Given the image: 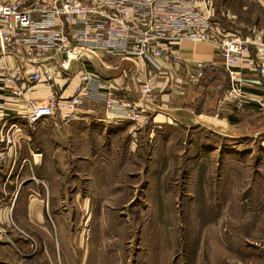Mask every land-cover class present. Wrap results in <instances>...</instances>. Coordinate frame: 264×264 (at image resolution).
<instances>
[{"label": "rangeland", "instance_id": "1", "mask_svg": "<svg viewBox=\"0 0 264 264\" xmlns=\"http://www.w3.org/2000/svg\"><path fill=\"white\" fill-rule=\"evenodd\" d=\"M214 3L247 28L264 14L258 0ZM225 100L241 120L229 131L264 128V108L247 113ZM200 120L206 125L188 121L152 137L148 128L119 134L90 165L97 168L91 185L79 155L65 150L38 156L33 170H18L40 179L37 188L27 182L19 193L6 171L24 165L26 156L9 154L0 172V264H264V156L243 154L242 144L225 134L213 142L214 126ZM45 200L44 219L35 222L31 210Z\"/></svg>", "mask_w": 264, "mask_h": 264}, {"label": "built area", "instance_id": "2", "mask_svg": "<svg viewBox=\"0 0 264 264\" xmlns=\"http://www.w3.org/2000/svg\"><path fill=\"white\" fill-rule=\"evenodd\" d=\"M214 1L0 0V51L24 47L27 57L37 58L39 63L30 78L44 80L54 88L58 70H72L74 60H81L98 48L116 56L142 59L161 69L166 56L180 62L181 56L175 53L173 43L184 39L207 41L222 56L230 76L224 98L236 108L255 102L263 109L264 98L245 88L260 80L241 73L238 61L245 58L246 68L264 80V39L230 33L224 28L215 30ZM52 51L61 55L57 65L42 61L44 57H52L49 54ZM2 75L8 88L16 90L21 76L19 68L5 67ZM80 77L81 83L68 98L58 97L53 90L45 101L26 99L25 117L29 124L36 128L57 113L69 119L87 104L97 102L117 118L139 121L147 112V99L154 95L156 84L154 75L147 76L140 84L141 97L133 99L126 88L106 83L88 70L81 71ZM15 119V115L0 108V171L16 141Z\"/></svg>", "mask_w": 264, "mask_h": 264}, {"label": "crops", "instance_id": "3", "mask_svg": "<svg viewBox=\"0 0 264 264\" xmlns=\"http://www.w3.org/2000/svg\"><path fill=\"white\" fill-rule=\"evenodd\" d=\"M25 1L31 3L34 0ZM258 1L261 6H264V0ZM223 8L221 12L220 10L217 12L216 8L214 10L212 26L215 30L224 28L230 33L264 39V14L260 15L254 26L247 28L245 22L237 14L230 9ZM216 12L219 13L218 16ZM38 14L37 12V17H39ZM173 44L175 53L179 52L181 56L180 62H174L170 56H166L162 59L161 69L153 68L145 60L116 56L103 48H98L94 53L84 55L81 60H74L72 70H58L54 88L44 80L35 81L30 78L34 68L39 63L36 62L37 58L27 57L24 47H20L18 50L0 51V108L5 110L8 115H15L14 121L18 124L15 133L16 147L11 148L9 154L12 155L16 151L17 154L26 156L24 157L25 166L23 163L21 167L18 164H9V170L6 171H9L8 180L11 183H18V188H20L18 192L20 193L27 182L29 186H36L35 188H37L40 179L36 173H28L24 178L17 172L18 170L20 172L21 169L33 170L32 166L39 163L38 156L42 154H64L67 150L69 154L79 155L78 166L84 164V178L87 181L85 185H91L93 184L91 180L97 179V168H92L90 165L95 163L96 157L100 155L103 147L110 146L112 140L119 134L131 133L135 136L148 128V134L152 137L156 130L159 131L166 126L177 127L183 123L188 125V121H195V124H205L198 122L200 119V121L210 123L216 128L219 127V129H215L210 126L212 130L209 137L213 139V142L217 140V136L225 134L238 140V144H242L243 154L264 156V128L254 131L243 126V130L229 131L234 130V128L231 129L233 127L231 125H239L241 120L236 119L231 114L232 111L224 98L230 76L224 66L222 56L216 52L214 46L206 43L196 45L188 40ZM254 52L255 46H252V53ZM49 54L52 57H44L42 61L50 65H57L61 55L53 51ZM200 63L202 66H199ZM246 64L245 58L238 61V68L241 73L260 81L250 82L245 88L264 98L262 76L246 68ZM5 67L19 68L20 70L21 76L17 80L16 90L8 88V84L4 81L2 73ZM83 70L98 75L106 83H114L126 88L127 94L133 99L141 97L139 89L141 82L147 76L154 75L155 91L154 95L147 99L148 105L145 115L139 121L117 118L106 112L102 105L97 102L87 104L79 114L69 119H65L57 113L33 128L25 117L28 110L26 99L33 97L45 101L53 90L60 98L70 97L81 83L80 72ZM202 83L206 85L202 87ZM211 88L216 89L214 90L216 96L213 102L208 96L212 91ZM208 109L215 110L213 115H204L207 114L205 112ZM244 110L251 113L262 110V108L255 102H249L245 104ZM217 112L224 114L225 117H220ZM203 116L207 118H203ZM224 120L227 122L226 126L218 124V121L223 122ZM140 128L141 131H139ZM252 144L253 146H251ZM254 161L255 165H261L257 159ZM28 164L29 168H27ZM4 167L7 165L1 168V174L5 169ZM46 167L49 169L48 171L51 170L52 172L54 164L49 162ZM28 176L30 177L27 178ZM44 176L48 178L49 175ZM18 201L15 203L16 211L18 210ZM45 202L46 200L43 202V207L32 208L31 218L35 222L38 219L40 221L44 219L43 213H46L45 210L47 211L49 205L44 204Z\"/></svg>", "mask_w": 264, "mask_h": 264}]
</instances>
